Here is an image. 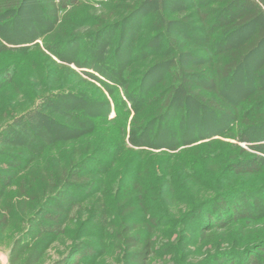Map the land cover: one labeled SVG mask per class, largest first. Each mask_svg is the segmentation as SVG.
I'll use <instances>...</instances> for the list:
<instances>
[{"label": "rangeland", "instance_id": "obj_1", "mask_svg": "<svg viewBox=\"0 0 264 264\" xmlns=\"http://www.w3.org/2000/svg\"><path fill=\"white\" fill-rule=\"evenodd\" d=\"M41 1L24 0L0 20V130L12 125L0 133V151L34 157L29 168L16 171L7 195L32 169L92 155L99 159L89 166L95 184L78 193L80 204L66 231L35 264H138L117 236L126 227L131 231L125 236L150 239L145 264H244L247 256L260 255L264 39L223 81L224 95L252 126L200 114L195 102L183 98L166 51L173 39L187 52L179 64L190 68L207 57L215 63L219 45H245L264 29V18L232 32L213 28L217 19L212 7L223 0L207 5L197 0L196 7L195 0H77L60 9L52 22ZM134 6L139 12L120 22ZM195 9L206 11L210 21L198 20ZM190 13L188 24L179 22ZM166 20L175 22L167 27ZM104 26L109 28L98 30ZM146 42L150 45L144 46ZM156 61L163 62L154 66ZM5 68L8 74L1 71ZM126 79L131 91L144 86V101L137 103L135 97L132 105L124 96ZM175 86V102L186 108L187 118L169 114L159 126L148 124ZM141 122L146 127L134 130ZM240 148L246 156L262 159L258 170L239 174L232 168ZM5 162L0 153L1 174L8 167ZM24 228L17 221L0 232V264H9L12 241Z\"/></svg>", "mask_w": 264, "mask_h": 264}, {"label": "trees", "instance_id": "obj_2", "mask_svg": "<svg viewBox=\"0 0 264 264\" xmlns=\"http://www.w3.org/2000/svg\"><path fill=\"white\" fill-rule=\"evenodd\" d=\"M23 1L0 0V20L8 12L17 10ZM209 1L202 0V3L207 5ZM41 2V9L44 14L49 20L56 22L60 9L65 8L70 3L76 4L77 0H60L59 2L55 0H42ZM192 5L194 7L198 6L197 0ZM139 8L137 6L131 7L130 12L120 22H127L129 18L139 12L137 11ZM212 11L217 19L213 28L225 31L232 30L233 32L234 30L248 27L264 18V0H223V4L212 7ZM199 12L200 10L195 9L192 13L198 15V20L208 23L210 19L207 12ZM192 13L189 16H184V19L179 22L188 24L191 21ZM173 22L175 21L166 20L165 26L168 27V24ZM107 28L104 26L98 30H105ZM77 38H73L72 41ZM263 39L264 29H261L250 41L241 47H232L226 43L223 45L218 44L215 63H213L211 57H207L204 64L201 63V65H195L190 68L179 64L180 57L187 53L182 49L183 43L180 44L176 40L170 39L166 54L172 57L170 59V66L175 70L173 71V77L176 84L183 87V98L195 102L200 109V114L209 112L219 117L227 116L234 121H243L245 125L252 126V123L250 124L248 119L240 118L241 116L236 107L237 103L229 100L224 95L223 81L229 78L241 66L244 59L255 50ZM122 43L120 42L119 46H122ZM0 45H2L1 38ZM146 45L149 46L150 42H146L144 46ZM162 62L156 61L154 66L160 65ZM7 70L5 68L1 71L7 73ZM125 76L127 77L128 74H125ZM124 77L123 79H125ZM7 79L11 80L12 76H7ZM113 80L116 83L123 82V80ZM201 80H204V83ZM176 88L175 86L164 97L161 105L157 108L156 115L150 119L151 121L148 120L150 121L148 124H158L159 126L169 114L173 118H180L183 115L187 118L186 108H179L175 102ZM123 93L128 100H132V105L135 104L134 100L138 99V103L145 100L143 96H148V93L144 91V86L142 88L138 87L136 91H131L127 79L123 84ZM135 97L137 98L135 99ZM135 121L136 117L132 119V122ZM146 125L147 123L141 122L135 126L133 125V128L134 130L138 129L140 132ZM11 128L12 125L6 124L0 130V133L2 132L1 135ZM10 132L13 134L15 130L12 129ZM243 140L249 143L248 139ZM0 153L4 158V162L6 161L4 164L8 166L4 174L0 173V232L5 231L17 221L25 223L23 231L12 241L8 252V262L9 264H35L50 246L54 238L66 231L69 220L75 214V208L80 204L77 196L78 193L85 188H91L95 184L90 179V175L95 171L93 172L89 166L94 164L95 160L99 158L92 155L81 159H69L65 163H57V165L50 166L49 168L40 169L38 172H34L32 169L28 175L17 179L16 190L13 195L9 196L6 190L13 185L17 175L16 171L29 168L34 157H25L21 151L1 150ZM240 153V158L233 162L232 168L236 169L239 174L258 170L257 164H260L261 158L258 156H246L244 148H240ZM217 199H219L218 206L220 208L224 207L223 198ZM234 210L238 213L240 210L239 206L234 207ZM130 231L131 229L127 227L123 228L122 232H119L117 236L122 238L126 246L131 249L132 259L138 264H145V256L150 251L151 241L150 239H146L144 242L140 234L125 236V233L129 234ZM66 262L67 260H58L54 264H66ZM244 264H264V247L260 255L252 254L247 256Z\"/></svg>", "mask_w": 264, "mask_h": 264}]
</instances>
